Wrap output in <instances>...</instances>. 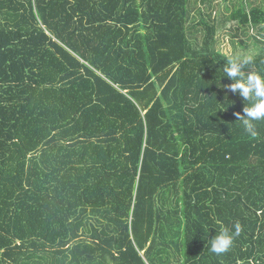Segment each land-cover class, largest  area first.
<instances>
[{"label":"trees","instance_id":"16d2710c","mask_svg":"<svg viewBox=\"0 0 264 264\" xmlns=\"http://www.w3.org/2000/svg\"><path fill=\"white\" fill-rule=\"evenodd\" d=\"M193 4L0 0V264H264V121L219 111L236 57ZM224 26L264 72V3Z\"/></svg>","mask_w":264,"mask_h":264},{"label":"clouds","instance_id":"9594fccd","mask_svg":"<svg viewBox=\"0 0 264 264\" xmlns=\"http://www.w3.org/2000/svg\"><path fill=\"white\" fill-rule=\"evenodd\" d=\"M228 58V63L222 68L223 75L217 76L218 86L225 90V102L220 103L224 107L219 111H226L231 103L228 101L229 93H238L245 101L243 115L236 113L243 131L250 137L258 136L257 124L264 121V72H255L249 68L252 61L248 58ZM247 69V71H246ZM228 77L231 84H220V79ZM216 235L208 241L210 251L221 254L229 250L234 238L240 234L239 224L234 225V231L229 227L217 223Z\"/></svg>","mask_w":264,"mask_h":264},{"label":"rangeland","instance_id":"374dc122","mask_svg":"<svg viewBox=\"0 0 264 264\" xmlns=\"http://www.w3.org/2000/svg\"><path fill=\"white\" fill-rule=\"evenodd\" d=\"M195 4L194 15L199 16L198 12H203L207 17L212 16L217 19L219 26L218 34V48L222 52L228 55H233L236 58H248L254 56L259 52L258 47L247 40V37L243 35L237 36L235 31H231L230 28L224 26L225 21L230 18L234 8L238 9V2L240 0H193ZM243 1V0H242ZM254 4H263L264 0H252ZM207 19V18H206ZM208 20V19H207ZM250 35H255L256 32L249 31ZM246 40L247 45L242 41Z\"/></svg>","mask_w":264,"mask_h":264}]
</instances>
